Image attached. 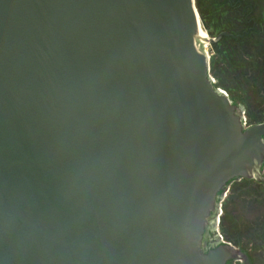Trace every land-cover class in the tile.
<instances>
[{"label": "water", "instance_id": "water-1", "mask_svg": "<svg viewBox=\"0 0 264 264\" xmlns=\"http://www.w3.org/2000/svg\"><path fill=\"white\" fill-rule=\"evenodd\" d=\"M201 28L196 0H0V264H253L218 230L264 121Z\"/></svg>", "mask_w": 264, "mask_h": 264}, {"label": "flooded vegetation", "instance_id": "flooded-vegetation-1", "mask_svg": "<svg viewBox=\"0 0 264 264\" xmlns=\"http://www.w3.org/2000/svg\"><path fill=\"white\" fill-rule=\"evenodd\" d=\"M234 6L239 14L238 26L231 31L233 33L222 32L232 36H224L221 40L230 39L239 48L243 47L245 51L257 48L264 55V0H239ZM236 36L238 38H235ZM234 101L240 104L237 100ZM244 113L246 117L245 110ZM263 121L264 118L257 122L250 121V123L247 122V126L261 124ZM220 211L222 240L246 252L253 264H264V223H260V215L264 213V182L245 179L230 182L222 193ZM241 213L245 214L248 223L256 221L254 226L246 229V233L238 229V216ZM251 214L252 218L249 217ZM220 230L219 222L218 231L221 233Z\"/></svg>", "mask_w": 264, "mask_h": 264}, {"label": "rangeland", "instance_id": "rangeland-1", "mask_svg": "<svg viewBox=\"0 0 264 264\" xmlns=\"http://www.w3.org/2000/svg\"><path fill=\"white\" fill-rule=\"evenodd\" d=\"M210 12L208 10L209 23L215 26V16L213 12L212 14ZM222 17L227 24L233 25L234 22V25L236 27L238 26L239 19L233 17L231 14H225ZM204 31L207 32L210 38H215L219 34V32H216L211 35L206 29ZM220 41L216 46H208L211 75L214 77L218 86L225 90L231 99L237 100L244 108L247 122L263 120L264 55L257 48H251L245 51L243 47L239 48L230 39ZM247 51L250 54H247ZM238 217V229L244 230V233H246L247 228L252 227V225L254 226V223H256V221H250L248 223L243 213ZM249 217L252 218L253 215L251 214ZM260 223H264V213L260 215ZM220 227L222 235V217L220 218Z\"/></svg>", "mask_w": 264, "mask_h": 264}, {"label": "trees", "instance_id": "trees-1", "mask_svg": "<svg viewBox=\"0 0 264 264\" xmlns=\"http://www.w3.org/2000/svg\"><path fill=\"white\" fill-rule=\"evenodd\" d=\"M237 1L239 0H196V7L200 14L204 29H206L211 35L215 34L216 32H219L220 34L224 31H229V32L233 31L236 28V25H234L235 23L233 22V25L227 24L222 16L225 14H231L233 17L238 19L239 14L236 12L234 6V4H236ZM208 10L211 11L210 12L211 14L213 12V15L215 16L214 17L215 26L209 23ZM223 40H228V39L225 38ZM214 46H216V44H214Z\"/></svg>", "mask_w": 264, "mask_h": 264}, {"label": "snow or ice", "instance_id": "snow-or-ice-1", "mask_svg": "<svg viewBox=\"0 0 264 264\" xmlns=\"http://www.w3.org/2000/svg\"><path fill=\"white\" fill-rule=\"evenodd\" d=\"M200 34H201V36H205V37L208 35L207 32L204 31L202 28H201Z\"/></svg>", "mask_w": 264, "mask_h": 264}, {"label": "built area", "instance_id": "built-area-1", "mask_svg": "<svg viewBox=\"0 0 264 264\" xmlns=\"http://www.w3.org/2000/svg\"><path fill=\"white\" fill-rule=\"evenodd\" d=\"M244 122H245V123H247V120H246V118L244 119Z\"/></svg>", "mask_w": 264, "mask_h": 264}, {"label": "bare ground", "instance_id": "bare-ground-1", "mask_svg": "<svg viewBox=\"0 0 264 264\" xmlns=\"http://www.w3.org/2000/svg\"><path fill=\"white\" fill-rule=\"evenodd\" d=\"M203 37H205V36H203ZM207 37V36H206Z\"/></svg>", "mask_w": 264, "mask_h": 264}]
</instances>
